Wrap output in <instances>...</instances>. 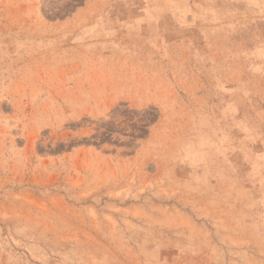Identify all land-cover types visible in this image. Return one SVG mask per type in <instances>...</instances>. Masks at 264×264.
<instances>
[{"label":"rangeland","instance_id":"obj_1","mask_svg":"<svg viewBox=\"0 0 264 264\" xmlns=\"http://www.w3.org/2000/svg\"><path fill=\"white\" fill-rule=\"evenodd\" d=\"M0 264H264V0H0Z\"/></svg>","mask_w":264,"mask_h":264}]
</instances>
